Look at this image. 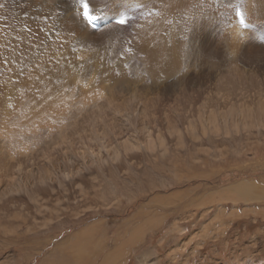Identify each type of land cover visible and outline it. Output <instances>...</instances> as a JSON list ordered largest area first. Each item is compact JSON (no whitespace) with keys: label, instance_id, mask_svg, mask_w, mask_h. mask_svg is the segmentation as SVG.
<instances>
[{"label":"rangeland","instance_id":"rangeland-1","mask_svg":"<svg viewBox=\"0 0 264 264\" xmlns=\"http://www.w3.org/2000/svg\"><path fill=\"white\" fill-rule=\"evenodd\" d=\"M259 1L177 0L173 10L180 20L177 27L174 25L178 34H168L167 37L172 39L177 35V43L182 44V49L184 45L190 49L189 37L194 32L192 22L205 19L209 20L207 33L209 37L217 38L214 46L218 44V48L214 55L210 53L205 57L206 48L204 58L201 59L199 54L196 60L185 52H178L181 62L174 73L154 75L139 61L145 58V54L139 50L138 39L149 23L157 20L151 18L155 16L152 13L158 12L156 8H153L156 12L153 9L150 12L141 2L119 0V5L115 4V10L121 4L117 15H104L108 17L106 20L124 15L128 19L125 26L106 25V28L113 26L116 31L97 40L98 45H93L101 46L100 50L108 49L113 55L114 51L118 52L117 55L126 52L124 58H116L120 61L113 59L115 64L122 62V58L125 61L120 66L108 67L110 70L101 69L94 73L86 65L93 64L89 58L93 47H90L91 53H86L88 47L85 44L82 47L75 45L76 40L73 41L71 34L56 20H50V15L41 12L37 2L26 4V0H0L1 74L8 75L12 71L10 54L14 51H10L15 49L14 35L20 32V28L32 33L37 29L35 33L44 37H41V43L38 42L43 45L40 49L42 55H46L42 62L50 70L46 77L53 76L57 80L54 84H61L58 90L53 88L52 91L56 90L54 94L61 91L62 97L66 96L72 104L64 114L48 113L43 108L39 109L41 111L37 109L39 113H32L30 89L22 95L23 99L15 100L13 109L8 108V104L6 106L0 93V152L4 159L14 162L8 172L0 169V264H52L56 258L62 261L72 258L69 255L73 251L71 245L74 244V248L77 243L78 250V237L85 240L92 236L96 242L106 240L108 243L117 240L116 246L128 241L132 246L135 241L131 242L129 237L133 235L139 245H136L138 248L132 247V253L125 249L124 264H142L143 252L149 253L145 256H149V264H184L185 258L187 264H264V0ZM255 5L262 15L259 18ZM108 8L112 9V4ZM237 9L242 14L239 19L244 20L247 28L239 24L235 15ZM141 19L146 22V27ZM32 21L40 26L32 25ZM224 21L228 22V27ZM101 31L102 27L96 33ZM154 31L157 34L162 32ZM223 33L235 37L231 39L233 41L239 34L238 40L250 45L247 47H254L244 53L246 59L241 58L242 63L237 61L241 67L239 72L232 73L228 66H222L223 78L219 77L224 81V91L237 85L241 77L243 99L240 94L233 95L230 97L231 101L234 98L232 102L225 101L226 109L224 104L219 108H208V114L199 115L182 112V107L189 104L190 95L182 97L180 104H172L173 107L163 103L169 109L165 112L167 115L164 112L153 116L148 113L147 118V115L132 113L128 104L123 105L131 110L129 115L122 106L123 112H119L120 106L115 108L117 114L111 111L112 103L104 110L108 98H111L112 84L132 87L137 81L151 86L156 82L167 83L186 72V68H191V75L197 74L201 67L205 68L204 71L216 69L223 60L219 47L229 39ZM8 39L12 43L4 44L3 40L9 42ZM2 50L8 53L7 56ZM249 53L252 54L250 64L247 63ZM111 74L114 76L110 77ZM122 74L124 76L119 77ZM116 79L118 82L114 83ZM203 93L206 96L205 91ZM60 94L52 105L65 106L69 102L65 97L61 99ZM56 101L60 102L56 104ZM202 102L197 101L196 106L198 104L197 107L201 108ZM2 107L6 108L2 110ZM146 119H150L148 123ZM26 154L30 155L29 158ZM219 213L222 222L215 220ZM145 220L149 222L145 224ZM210 221L215 222L211 224ZM140 223L145 224L144 227ZM106 251L92 258L96 264L108 257Z\"/></svg>","mask_w":264,"mask_h":264},{"label":"bare ground","instance_id":"bare-ground-1","mask_svg":"<svg viewBox=\"0 0 264 264\" xmlns=\"http://www.w3.org/2000/svg\"><path fill=\"white\" fill-rule=\"evenodd\" d=\"M85 1H86V3L89 4V9H92L93 5H96L97 10L93 14H97L98 18H101L103 21L106 20V18H108V17H114L115 15H117V11L119 9H121V4H120V7H118L115 10V8L117 7L115 4H118L119 5V3H117L119 0L117 2H115V0H91V2H89V0H85ZM135 1L141 2L142 5H144V6L147 5L148 6V11H150L153 8H156L158 10L157 13H155V14L152 13L151 14V15H155V16H152L151 18H156L157 20H154L153 22H150L149 25H148V27H146L147 26L146 25V22L141 19L143 21L142 25H144V27H146V28L142 32V37H139V39H138V41H140V46L137 45V46H139V50H141V52L145 54V58L142 59V61L141 60H139V61L143 65H145L146 70L149 73L154 74V75H159L161 73L167 74V72L174 73L176 71V69L180 66V62H181V59L179 57L178 52H185V54L189 58H191L190 56H192L195 60L197 59V57H198L199 54H200L199 57L201 59L204 58L203 54H204V51H205L206 48H207L208 53L205 54V57H209V54L210 53H212V55L215 54V51L218 48V44H217V46H214L217 38H215V37H209V34L207 33V26H208L209 20H205V19H195L192 22L193 23V26H194V32L191 35V37L188 36L189 39H190L189 40L190 49H189L188 46H186L184 44H183L184 45V49H182L183 48L182 44H178L179 42L177 41V35H175L172 39H169L167 37L168 34L169 35L178 34V29L177 28H174V25H176V27L178 26L177 21L179 19L176 17L178 15V13L173 10L175 8V3H176L177 0H135ZM135 1L133 0L132 3H134ZM27 2L28 3L29 2H33L32 4H34V2H37L40 5L39 10H41V12L44 11V13L46 15H50V17H51V18L49 17L50 20H56L57 21V24L61 28H63L66 32H68V33L71 34V36H70V34H69V36L72 37L73 41L76 40V44L75 45H78L79 47H82L85 44L88 47V49H87V51H84V52L91 53L90 52V47H93V54L91 56H89V58L93 60V64H92V66H88V63L86 65H87L88 68L93 69L94 70V73H97L101 69L110 70L111 68H108V67H111V66H120V64L123 63V61H125V60H123V58H124V55H126L125 54L126 52L124 54L117 55L118 52H115L114 51V55H113V53H110V51L108 49L100 50V47L101 46H97L96 47V46L93 45V44H97V40L103 39V38L109 36L111 33L114 34L113 32L116 31V30H114L113 26H111L109 28H106L105 26H101L102 27V31L99 32V33H96L97 30L94 31L88 24H86V23H84L82 21L79 0H26V4H27ZM259 3H261V2L259 1ZM109 4H112V6H113L112 9H109L108 8V5ZM202 4H204V3H202ZM30 7H31V5H30ZM201 7H202V10H203V6H201ZM255 7H256V5H255ZM152 11L153 12H156L155 9H153ZM256 11H257L258 18L260 16H262V15H260V11H259V9L257 7H256ZM104 15H109V16L106 17ZM206 15H207V13H206ZM221 15H223V13ZM146 16H148V15H146ZM197 18H199V16ZM139 19H140V17H139ZM173 19H175L174 22H173L174 24L171 22ZM185 19H186V17H185ZM144 20H146V18ZM185 22H187V20ZM32 23H33V21H32ZM100 23H102V21H100ZM226 23H228V22H225V21L223 22L224 25H227ZM32 25L40 26V25H38L36 23H33ZM252 25H254V24H252ZM234 26H236V25H234ZM219 27L221 28V24H220ZM227 27H228V25H227ZM229 27L231 29L232 26H229ZM39 28H41V27H39ZM236 28H238V26ZM135 29H136V27H135ZM154 29L157 30L158 32L159 31H162L160 34H164V35L157 34L154 31ZM36 30L37 29L33 30L34 33H32L29 29L20 28V32L19 33L17 32L19 34V36H18L17 33H16L17 35H14V38L15 39H14L13 42H14L15 49L10 51V52L14 51V52H12L13 54L12 53L10 54V56H11V63H12V60H13V63H12V71H11L10 74L8 72L7 73L8 75H5V73H2L1 74L2 69L0 67V93H1L2 97L5 100L6 106L8 104V108L13 109V108H15L14 107V104H16L15 103V100L16 99L20 100L19 97H21L23 99V96L22 95H24V93L27 92L28 89H30L29 90V93H28V96H29V102L31 101V103H30L31 104V107L34 108L32 111L30 110L32 113H39L38 111H41L42 108H43V109L47 110L48 113H52L53 112V114L54 113L55 114H64L66 108L69 107V105L71 103H70V100L66 96H63V97H65L69 101L67 104H65V106L63 104L62 105H58V106L52 105L53 100H55V99H57L59 97L58 94H60L61 91L60 92L58 91L59 92L58 94L57 93L54 94V92L56 90H58L57 88H59V86L61 84H60V82H58L57 84H54V82L55 81L57 82V80L53 76L46 77L47 73L50 70H48L47 69L48 67L45 66L44 62H42L43 61V57H46V55L45 56L42 55V52H41L40 49H41V47L43 45H41V44H40L41 46L39 45V42L41 43V41H40L41 40V37L43 39H44V37L40 33H39V35H37V33H35ZM38 30H40V29H38ZM61 30H60V32H61ZM226 30L228 31V29H226ZM222 32H225V29H224V31L222 30ZM68 33H67V35H68ZM127 33H129V32H127ZM228 33L231 34V31H228ZM244 34H246V32ZM223 35H224L225 38L227 37L229 39L226 38L227 39L226 44H224L223 46H220L219 47V51L222 53L223 60H222L221 64L216 69L209 70V71H204L205 68L203 69V67H201L202 69L197 74L191 75L192 73L191 74L189 73V71H191V68H188V69L187 68L186 69L183 68V69H185L187 71L186 72H183L182 74H180L176 78L169 80L167 83L165 81L164 82H156V83H154L151 86L144 85L143 83H141V82L139 83L137 81L132 83V85H131L132 87H130L129 85L121 86V85L112 84L111 85V94H110V97L111 98H108L109 101L107 102V104L109 106L106 105L107 108L104 109V110H107L108 107H110V105L113 104V106L115 105L114 107L112 106V108H114V109L111 108V111H113V112H116V109H115L116 106H117V108L120 106L118 108L119 112L121 110H122L121 112H123L122 107H124V109L128 112L127 115H129V112L131 113V110H133L132 113L138 114V115L139 114H142V115H144V117H145V115H147V118H148L149 117L148 116V113L149 114L151 113L152 116H153V114H156V113L157 114L160 113V112H162V113L164 112L165 113L166 111L169 112V109H168L169 106H171L172 104H180V101H181L182 97H188L190 95L188 97V103L189 104L185 108L182 107V109H184V111H182V112H185L186 111L185 113L187 115H188V113H190V114L197 113L199 115L201 113H203V114L206 113L207 112L206 110L208 108L209 109H212V108H219V107H221V105H224L225 104V101L227 103V101H229L231 99L230 98L231 96L234 97L233 95H236L237 96L238 94H240L239 97H241V91H242V88H241L242 85H241V81H240L241 80V77L238 78V84L237 85H235L234 87H232V85H231L232 89L230 87V89H227L225 91H224V88H223V87H225L224 86V81H221V79L219 77L222 76V78H223V75H221V72H223L222 66H224V67H227L228 66L227 69L229 71H231V72L232 71L239 72V69H241V67L238 66L237 61H239L241 58L243 59L244 58V53L245 52L248 53V52L252 51L254 49V47H247V46H250V45H248V44L244 45L243 42L241 40H238V39H235L237 42L231 40V39H234L235 38L233 36H230V35L228 36L225 33H223ZM47 36H45V38ZM246 36H248V35H246ZM9 37L11 38V36H9ZM39 37H40V39H39ZM239 37H241V36L239 35ZM127 38H128V36H127ZM6 39H7V37H6ZM8 40H9V42H6V41L3 40L4 44L10 43L12 41V40L10 41V39H8ZM187 40H188V38H187ZM245 40H246V38H245ZM244 43H245V41H244ZM234 44H236V45H234ZM242 44L244 45L243 47H242ZM72 46H74V45H72ZM7 47H9V46H7ZM137 50H138V48H137ZM246 50H248V51H246ZM66 51H68V50H66ZM258 51H259V47H258ZM135 52H137V51H135ZM254 52H255V50H254ZM2 53H5V52L2 50ZM247 53H245V54H247ZM7 54L8 53L6 52L5 55L7 56ZM138 54H140V52ZM228 55L229 56L231 55V56L229 57L228 60H226L225 58L226 57L228 58ZM251 55L252 54L249 53L248 58L251 57ZM254 55L252 57H256ZM122 56H123L122 62H118V64H115L114 61H113V59L114 60H118L116 58H121ZM259 56H260V54H259ZM79 57H81V56L79 55ZM138 57H139V55H137V58ZM260 58H262V56ZM44 59H46V58H44ZM244 59H246V55H245V58ZM249 60H250V58L247 60L248 61L247 63H249ZM118 61H120V60H118ZM259 61L261 62L262 59L259 60ZM1 62H0V66L2 65ZM195 62H193V64ZM239 62L242 63L243 60L242 61L240 60ZM252 62H254V60ZM256 62H258V61H256ZM5 64L6 63H4V65ZM186 64H187V62H186ZM255 64H257V63H255ZM249 67H250V65H249ZM261 67H259V68L261 69ZM255 68H257V67H255ZM262 68H264V67H262ZM194 69L192 70V72L194 71ZM104 70H102V72ZM8 71H9V69H8ZM229 71H225V73L226 72L229 73ZM247 71L249 72V69ZM60 73H61V71H60ZM241 73L243 74L242 71H241ZM236 74H239V73H236ZM246 74H247V72H246ZM261 75H262V72H261ZM111 76H114V75L111 74L110 77ZM123 76L124 75L122 74L119 77H123ZM239 76H241V75H239ZM228 77H229V75H228ZM252 78H250V79H252ZM65 79H67V78H65ZM232 79L235 80L233 77H232ZM73 81L75 82V80H73ZM244 81L242 80V82H244ZM247 81H248V77H247ZM259 81H260V79H259ZM117 82H118V80L116 79L114 81V83H117ZM248 82H249L248 84H250V81H248ZM262 83H263V80H262V82L260 84L262 85ZM26 86H28L29 88H27ZM247 86H245V87H247ZM261 87H263V86H261ZM53 88H56V90L54 92L52 91ZM228 88H229V86H228ZM251 88H253V87H251ZM246 89H249V88H246ZM204 91L206 93V96H203V94H204L203 92ZM207 91H208V96H207ZM243 91H245V89ZM252 91L253 90H251V92ZM246 92L245 93L242 92V93L243 94H247L248 92L247 93ZM260 92H259V94H260ZM65 95H66V93H65ZM257 95H258V92H257ZM257 95H255V96H257ZM60 96H61L60 98L62 99L63 98L62 97V94H60ZM232 99L234 100V98H232ZM192 100H194V101H192ZM201 100L203 102H202L201 108H200V107H197V106H199L198 104L196 106V102L197 101H201ZM25 101H27V100H25ZM57 102L58 101H56V104H57ZM170 102H172V103H170ZM21 103H19V106H20ZM63 103H64V101H63ZM163 103H168V107L165 106V104H163ZM123 104H125V105L128 104L127 107H129L131 110L130 111H129V109L127 110L125 108V105H123ZM3 105H1V106H3ZM263 105H264V103H263ZM19 106L17 105L16 107H19ZM71 106H72V104H71ZM171 107H173V105ZM225 107H226V104L224 105V108ZM5 108L6 107H4V108L2 107V110L5 109ZM100 108H102V107H100ZM100 108H97V110L99 109V111H100ZM24 109H25L24 111H26L27 108H24ZM37 109H38V111H37ZM39 109H41V110H39ZM171 109L172 110H177V109H174V108H170V110ZM7 110H6V112H7ZM16 110H18V108H16ZM22 110H23V108H22ZM102 110H103V108H102ZM19 111H20V109H19ZM28 111H29V108H28ZM69 111H70V109L68 110V112ZM179 111H181V110H179ZM18 112H17V114H18ZM94 112H96V110ZM185 113H184V115H185ZM116 114H117V112H116ZM116 114H114V115H116ZM207 114H208V112H207ZM106 115H107V113H106ZM122 115H124V114H122ZM127 115L125 113L124 116H127ZM211 115H213V114H211ZM160 116H161V114H160ZM176 116H178L180 118V119L179 118L178 119L181 120V117L179 115L176 114ZM154 117H156V116H154ZM164 117H166V116H164ZM122 118H123V116H122ZM126 119H127V117H126ZM167 119H169V117H167ZM185 119H186V115H185ZM149 120L146 119V122L148 123ZM186 120H184V121H186ZM206 120H207V118H206ZM151 121H152V119H151ZM184 121H183V123H184ZM153 122H152V124H153ZM186 122H188V121H186ZM207 122H208V120H207ZM76 123H77V121H76ZM76 123H74V124H76ZM147 123H146V125H148ZM179 123H180V121H179ZM78 125H79V123H78ZM80 125H82V124H80ZM76 126L77 125H75V128H76ZM79 126H78V129H79ZM79 131H80V129H79ZM73 135H74V132H73ZM71 136H72V134H71ZM0 151H1V149H0ZM24 154H25V151H24ZM27 154H29V152ZM27 154H26V157L30 156V155L27 156ZM2 155L3 154L0 152V169H4V172H8V171H10L12 169V167H14V164H13L14 162H11L9 160H6L7 158L4 159ZM24 160H26V158ZM27 161H30V160L27 159ZM22 163L23 162H21L20 164H22ZM26 166L27 165H25V167ZM5 177L6 176H4V178ZM262 190L263 189H261V191ZM256 192H259V191H256ZM221 218H222V214L219 213L218 215H216V219L215 220H218V222H222ZM146 221H148V220H145V224L147 223ZM212 222H215V221H210L209 223L212 224ZM140 224H142V223H140ZM144 225L142 224L141 226L144 227ZM138 227H140V226H138ZM142 227H140V229ZM149 227H147V228H149ZM132 229H134V228H132ZM203 229H205V228H203ZM203 229H202V233L204 234L205 232L203 231ZM216 229H215V232H216ZM147 230H149V229H147ZM136 231H139V230H136ZM221 232H223L222 229H221ZM124 233H125V231H124ZM133 233H134V231H133ZM144 235H142V236H144ZM133 236H130L129 237L130 240L132 239L131 242L132 241H135L136 242V244H135V242H132V244H133L132 246H129L130 243L128 241H125L124 244L121 245V246H119V245L116 246L115 245V242H117V240H114V242H112V243H108V242H106V240H104V242H96L97 240H93L95 238H92V236H91V238H86L85 240L82 239L84 241V242H82V240H80V238H84V237H78L77 238L78 239V250L76 248L77 243H75V241H74V243L76 244L75 247L73 248L74 244H73V246L71 245V247H72V249L74 251V254H75V257L76 258L74 257V254H73V251H72L71 254L68 253L70 256H72V258L67 259V258L64 257L65 258L64 259L65 261L64 260L62 261V260L56 258L55 259V262H53V263L54 264H96L95 260L92 259V258H95L97 255H101L102 251L105 250V249H107L106 252H108V257H105L104 260H103V262L100 263V264H110L111 260H113V262L111 264H124V257L122 258L123 253L124 252H127L128 250L133 249L132 247L138 248V247H136V245L138 244V242L136 240H134ZM210 236H211V234H210ZM103 237H102V239H103ZM99 240H101V239H99ZM71 243H73V242H71ZM135 248H134V251H135ZM125 249H127V251ZM144 251H147V249L144 250ZM130 252L132 253V250ZM196 252H197V250H196ZM63 254H61V255H63ZM148 254H149L148 252H143V255H142V264H149V263H147V260H148V257L149 256H147L145 258V256L148 255ZM186 257H188V256H186ZM143 259H144V261H143ZM184 261H185L184 264H187V258H185ZM97 264H99V263H97Z\"/></svg>","mask_w":264,"mask_h":264},{"label":"snow or ice","instance_id":"snow-or-ice-1","mask_svg":"<svg viewBox=\"0 0 264 264\" xmlns=\"http://www.w3.org/2000/svg\"><path fill=\"white\" fill-rule=\"evenodd\" d=\"M89 2H91V0H89ZM79 4L84 9L83 14H82V21L88 25L95 23V21L98 19V16L93 14L97 10L96 5H93L92 9H89V4L85 3V0H79ZM241 15L242 14L240 13L239 9H237V16L240 17ZM117 23L119 25H124L125 20L123 18H121L117 21ZM240 24L241 25L244 24L243 19H240ZM237 39H240L239 34L237 36Z\"/></svg>","mask_w":264,"mask_h":264}]
</instances>
